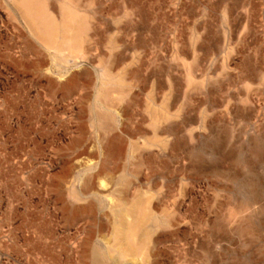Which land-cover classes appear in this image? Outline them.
<instances>
[{
    "label": "rangeland",
    "instance_id": "374dc122",
    "mask_svg": "<svg viewBox=\"0 0 264 264\" xmlns=\"http://www.w3.org/2000/svg\"><path fill=\"white\" fill-rule=\"evenodd\" d=\"M0 57V264H264V0H0Z\"/></svg>",
    "mask_w": 264,
    "mask_h": 264
},
{
    "label": "bare ground",
    "instance_id": "6f19581e",
    "mask_svg": "<svg viewBox=\"0 0 264 264\" xmlns=\"http://www.w3.org/2000/svg\"><path fill=\"white\" fill-rule=\"evenodd\" d=\"M28 1H29V0H28ZM31 1H32V3H33V0H31ZM34 1H35V0H34ZM35 3H36V2H35ZM37 3H38V2H37ZM30 4H31V3H30ZM75 4H76V3H75ZM41 5H42V4H41ZM34 6H36V5H34ZM26 8H27V7H26ZM38 9H39V8H37V10H38ZM23 10H24V9H23ZM24 11H25V10H24ZM24 11H23V12H24ZM28 11H30V15H29V16H30V17L32 16V17L30 18V22H29V23H30L32 26H35V23L38 22L37 20L40 19V17H39L38 19L35 20L34 17H33V15H35L34 12H33V15H32L31 10L28 9ZM33 11H34V10H33ZM37 12H38V11H37ZM37 12H36V13H37ZM39 12H40V11H39ZM47 12H48V11H47ZM25 13H26V11H25ZM142 13H143V12H142ZM27 14H28V13H27ZM41 14H42V13H41ZM36 16H38V15H36ZM36 16H35V17H36ZM46 17H47V16H46ZM47 18H48V17H47ZM28 19H29V18H28ZM68 19H69V18H68ZM73 19H74V18H73ZM73 19H72V20H73ZM84 19H85V18H84ZM27 21H28V20H27ZM46 21H47V20H46ZM49 21H50V20H49ZM49 21H48V22H49ZM59 21H60V20H59ZM70 21H71V20H70ZM73 21H74V20H73ZM85 21H87V20L85 19ZM13 22H14V21H13ZM43 22H44V21H43ZM41 23H42V22H41ZM41 23H40V24H41ZM62 23H63V22H62ZM9 24H10V23H9ZM56 24H57V23H56ZM83 24H84V23H83ZM49 25H50V24H49ZM68 26H69V25H68ZM44 27H46V26H44ZM56 27H57V26H56ZM63 27H64V26H63ZM63 27H62L61 29H63ZM74 27H75V26H74ZM79 27H80V25H79ZM83 27H85V26L83 25ZM42 28H43V27H42ZM42 28H41V29H42ZM46 28H48V27H46ZM59 28H60V27H59ZM81 28H82V27H81ZM14 29L16 30V27H14ZM14 29H13V30H14ZM21 29H22V28H21ZM30 29H31V28H30ZM49 29H50V30L52 29V30L49 31ZM49 29H48L47 31H45L46 29L43 28L42 30H44V32L41 33L42 35L38 32V34H39V38H38V39L40 40L41 37H42V40H43V41H42V40H41V41H42L44 44H46V43L48 44V42H49V44L52 43V40H51V39H52V37H51L52 34H54V36L56 37V35H55V30H53V27L50 26ZM83 29H84V28H83ZM15 30H14V31H15ZM42 30H41V31H42ZM80 30H81V29H80ZM14 31H13V33H15ZM58 31H60V29H59ZM81 31H82V30H81ZM35 32H36V31H35ZM60 32H61V31H60ZM78 32H79V31H78ZM86 32H87V31H86ZM84 33H85V32H84ZM91 33H92V32H91ZM17 35H18V34H17ZM22 35H23V34H22ZM36 35H37V34H36ZM77 35H78V33H77ZM40 36H41V37H40ZM67 36H69V34H68ZM67 36H66V37H67ZM78 36H79V35H78ZM18 37H19V36H18ZM57 37H58V36H57ZM62 37H63V40L66 38L65 36H62ZM62 37H60V38H62ZM86 37H87V36H86ZM2 38H3V37H2ZM53 39H54V38H53ZM58 39H59V38H58ZM77 39H78V38H77ZM5 40H6V39H5ZM59 40H60V39H59ZM59 40H58V41H59ZM56 41H57V40H56ZM64 41H65V40H64ZM69 41H70V40H69ZM74 41H75V40H74ZM5 42H6V41H5ZM16 42H17V41H16ZM65 42H66V41H65ZM65 42H64V43H65ZM72 42H73V41H72ZM72 42H71V41L69 42L70 50L72 49L71 47H74V45H75V44H73ZM18 43H19V42H18ZM21 43H22V42H21ZM24 43H25V42H24ZM49 44H48V46H49L48 48L51 47ZM32 45H33V44H32ZM54 45H55V44H54ZM54 45H52V46L54 47ZM63 45H64V44L62 43V46H63ZM17 46H18V45H17ZM60 46H61V45H60ZM79 46H80V45H79ZM53 47H52V48H53ZM75 47H76V46H75ZM55 48L57 49V51H58V49H59V50H60V49H63V50L66 49V48H64V47H63V48H59V47H57V46H56ZM55 48H54V49H55ZM85 49H86V48H85ZM6 51H7V50H6ZM10 51H11V50H10ZM21 51H22V50H21ZM61 51H62V50H61ZM90 52H91V51H90ZM14 54H15V53H14ZM8 56H9V55H8ZM43 56H44V55H43ZM43 56H42V57H43ZM0 58H1V57H0ZM20 58H21V57H20ZM11 61H12V60H11ZM19 61H20V60H19ZM38 61H39V60H38ZM62 61H63V60H62ZM14 62H17V60L14 59ZM17 63H19V62H17ZM17 63H16V64H17ZM37 63H38V62H37ZM37 63H36V64H37ZM26 64H28V63H26ZM30 64H31V63H30ZM40 64H41V63H40ZM9 65H10V64H9ZM17 65H18V64H17ZM26 66H27V65H26ZM36 66H37V65H36ZM41 66H42V64H41ZM41 66H40V68H41ZM87 70H88V69H87ZM23 71H24V70H23ZM50 72L53 74L52 71H50ZM88 73H89V72H88ZM72 74H73V73H72ZM74 74L76 75L75 72H74ZM77 75L79 76L80 74H77ZM85 75H87V74H85ZM105 75H106V74H105ZM30 76H31V75H30ZM36 77H38V76H36ZM69 77H70V76H69ZM85 77H86V76H85ZM85 77H84V78H85ZM108 77H109V76H108ZM66 78H67V77H66ZM36 79H38V78H35V80H36ZM79 79H80V78H79ZM85 79H86V78H85ZM17 80H18V79H17ZM33 80H34V79H33ZM49 80L51 81V79H49ZM61 80H64V79L61 77ZM65 80H66V79H65ZM75 80H76V77L73 76V79H72V78H71V79L69 78V79L66 80V82L69 81L71 84L74 85V84L77 83V82L75 83ZM85 81H86V80H85ZM26 82H27V81H26ZM55 82H56V80H55ZM66 82H65V83H66ZM80 82H81V81H80ZM78 83H79V82H78ZM61 84H63V83H61ZM53 85H54V84H53ZM57 85H58V84H57ZM67 85H69V83H68ZM54 87H55V86H54ZM63 87H64V86H63ZM63 87H62V89H64ZM78 87H79V86H78ZM66 88H67V87H66ZM55 89H56V88H55ZM58 89H60V88H58ZM119 89H120V88H119ZM124 90H125V89H124ZM51 91H52V90H51ZM119 91H120V90H119ZM70 92H71V91H70ZM65 93H66V92H65ZM68 93H69V92H68ZM54 94H55V93H54ZM82 96H83V95H82ZM66 97H67V96H66ZM84 97H85V96H84ZM107 98H108V97H107ZM105 99H106V98H105ZM75 100H76V99H75ZM42 101H43V100H42ZM76 101H77V100H76ZM79 101H80V99H79ZM114 101H115V100H114ZM74 102H75V101H74ZM102 102H103V101H102ZM107 102H108V101H107ZM82 103H83V102H82ZM108 103H109V102H108ZM78 105H79V104H78ZM126 105H127V104H126ZM47 109H48V108H47ZM50 110H51V109H50ZM38 113H39V112H38ZM59 115H60V114H59ZM96 115H97V114H96ZM111 115H112V114H111ZM111 115H110V116H111ZM122 115H123V114H122ZM132 115H133V114H132ZM127 116H128V115H127ZM50 117H51V116H50ZM101 117H102V116H101ZM122 121H123V120H122ZM51 122H52V121H51ZM61 122H62V121H61ZM73 122H75V121H73ZM125 122H126V121H125ZM102 123H103V122H102ZM49 124H50V123H49ZM58 125H59V124H58ZM109 125H110V124H109ZM42 126H43V125H42ZM103 126H104V125H103ZM106 126H107V125H106ZM72 127H73V126H72ZM75 127H76V126H75ZM124 128H125V127H124ZM104 129H105V128H104ZM117 130H118V129H117ZM119 130H120V129H119ZM133 130H134V129H133ZM171 130H172V129H171ZM126 131H127V130H126ZM54 132H55V131H54ZM110 135H111V134H110ZM113 136H114V135H113ZM120 137H122V136H120ZM128 137H130V136H128ZM105 138H106V137H105ZM112 138H113V137H112ZM99 139H100V138H99ZM111 140L113 141V139H111ZM52 141H53V140H52ZM112 141H111V142H112ZM54 142H55V141H54ZM104 142H105V141H104ZM113 142H114V141H113ZM118 142H119V141H118ZM88 143H89V142H88ZM121 145H122V144H121ZM110 146H111V145H110ZM27 147H28V146H27ZM119 147H120V146H119ZM3 148H4V147H3ZM37 148H38V147H37ZM74 148H75V147H74ZM114 148H115V147H114ZM171 148H172V147H171ZM86 149H87V148H86ZM107 150H109V149H107ZM107 150H106V151H107ZM106 151H105V152H106ZM107 153H109V152H107ZM59 154H60V153H59ZM110 154H111V153H110ZM83 155H84V153H83ZM93 155H94V154H93ZM102 155H103V154H102ZM107 155H108V154H106V156H107ZM117 155H118V154H117ZM103 156H104V155H103ZM106 156H105V157H106ZM76 157H77V156H76ZM118 157H119V156H118ZM110 158H111V157H110ZM106 159H107V157H106ZM106 159H105V160H106ZM52 160H53V159H52ZM105 160H104V161H105ZM132 160H133V159H132ZM197 160H198V159H197ZM106 161H107V160H106ZM89 162H90V161L88 160L87 163H89ZM130 163H131V162H130ZM105 164H106V163H105ZM107 165H108V164H107ZM27 166H28V165H27ZM69 166H70V165H69ZM102 166H103V165H102ZM102 166H101V167H102ZM101 167H100V168H101ZM100 168H99V170H100ZM105 170H106V169H105ZM108 170H110V169H108ZM36 171H37V170H36ZM106 171H107V170H106ZM110 171H111V170H110ZM30 172H31V171H30ZM98 172H99V171H98ZM102 172H103V171H102ZM107 172H108V171H107ZM35 173H36V172H35ZM5 174H6V173H5ZM37 174H38V173H37ZM94 175H95V174H94ZM119 176H120V175H119ZM120 177H121V176H120ZM95 178H96V177H95ZM90 181H91V180H90ZM119 181H120V180H119ZM87 183H88V182H87ZM84 184H85V183H84ZM92 184H94V183H92ZM88 185H89V184H88ZM90 186H91V185H90ZM251 186H252L253 197L255 196V198H256V197H257V193H256V191H255V189H254L255 186L253 187V184H252ZM88 187H89V186H88ZM85 188H86V187H85ZM90 188H91V187H90ZM92 188H93V187H92ZM110 188H111V187H110ZM75 190H76V189H75ZM92 190H94V189H92ZM94 191H95V190H94ZM109 191H110V190H109ZM88 192H89V191H88ZM42 193H43V192H42ZM91 194H92V192H91ZM89 195H90V193H89ZM86 196H88V195H86ZM28 198H29V197H28ZM112 199H113V198H112ZM90 201H91V200H90ZM40 203H41V202H40ZM62 203H63V202H62ZM86 203H87V202H86ZM92 203H93V202H92ZM92 203H90L89 205H91ZM83 204H84V202H83ZM128 204H129V203H128ZM150 204H151V203H150ZM64 205H65V204H64ZM94 205H95V204H94ZM130 205H131V204H130ZM141 205H142V204H141ZM114 206H115V205H114ZM132 206H133V205H132ZM90 207H91V206H90ZM146 207H148V206H146ZM71 208H72V207H70V210H71ZM94 208H95V207H94ZM126 209H127V208H126ZM146 209H147V208H146ZM75 210H78V211L81 210V211L83 212V210H90V208H89V206H87V205H80V204H79V206H77V207L75 208ZM128 210H130V209H128ZM113 211H114V210H113ZM130 211H132V210H130ZM75 213H76V212H75ZM80 213H81V212H80ZM87 213H89V212H87ZM90 213H91V212H90ZM129 213H130V212H129ZM126 214H127V213H126ZM126 214H125V215H126ZM76 215H77V214H76ZM114 215H115V214H114ZM73 218H74V217H73ZM131 218H132V217H131ZM117 219H118V218H117ZM144 220H145V219H144ZM153 222H154V221H153ZM117 223H118V222H117ZM134 223H135V222H134ZM150 223H151V222H150ZM125 224H126V223H125ZM136 224H137V223H136ZM152 224H153V223H152ZM133 225H134V224H133ZM153 226H154V225H153ZM132 227L134 228V226H129V228H131V230H132ZM43 229H45V228H43ZM115 229H116V228H115ZM127 229H128V228H127ZM127 229H126V230H127ZM79 230H80V229H79ZM118 230H121V229H118ZM140 230H141V229H140ZM121 231H122V230H121ZM74 232H75V231H74ZM137 232H138V231H137ZM137 232H136V233H137ZM124 233H126V232H124ZM75 235H76V234H75ZM124 236H125V235H124ZM118 241H119V239H118ZM126 243H127V242H126ZM79 244H80V243H79ZM123 244H124V243H123ZM29 245H30V244H29ZM110 245H111V244H110ZM46 246H47V245H46ZM46 246H45V247H46ZM132 246H133V245H132ZM38 247H39V246H38ZM126 247H127V246H126ZM33 248H34V247H33ZM130 248H131V247H130ZM130 248H128V249H130ZM138 249H139V248H138ZM141 250H142V249H141ZM45 252H46V251H45ZM109 252H110V251H109ZM109 254H110V253H109ZM39 255H40V254H39ZM58 259H59V258H58ZM95 259H96V258H95ZM56 260H57V259H56ZM120 261H121V260H120ZM123 261H124V260H123ZM97 262H98V261H97ZM121 262H122V261H121ZM47 263H48V262H47Z\"/></svg>",
    "mask_w": 264,
    "mask_h": 264
},
{
    "label": "crops",
    "instance_id": "0c3cea01",
    "mask_svg": "<svg viewBox=\"0 0 264 264\" xmlns=\"http://www.w3.org/2000/svg\"><path fill=\"white\" fill-rule=\"evenodd\" d=\"M76 73V75L73 73L69 78L71 79H73V76H75L76 77V80H75V83L76 84H71L69 81L67 82V84L69 83V85H67V88H66V93H68V94H73L75 91H77V89L79 88L78 86H80V81H82V79H84V77L85 76H87V75H89L86 71H84V70H82V71H80V72H75ZM77 74H80L79 76L77 75ZM85 74H87V75H85ZM68 78V79H69ZM80 78V79H79ZM79 82V83H78ZM64 88V87H63ZM71 91V92H70ZM107 113V112H106ZM105 116H107L109 119H110V117H112V115L110 116V114H106ZM106 124L105 125H107V126H109V124H110V122H109V120H107L106 122H105ZM121 135L120 134H117V133H115L114 134V136L112 135V136H110L109 137V141H108V144L106 145V148H105V151L107 150V149H109V150H107L106 151V153L104 152V154H105V156H106V154H108L106 157H107V159H106V157H105V159L107 160H105V161H103L102 162V164H100V166H106L107 164V166H110V160H109V157H112L113 156V153H114V151L116 150V148H114L115 147V144H116V141L115 140H121V138L122 137H120ZM113 137V138H112ZM111 139H113V141L111 140ZM112 141V142H111ZM121 142V141H120ZM111 145V146H110ZM84 151H86V150H84ZM107 152H109V153H107ZM111 153V154H110ZM94 154V155H93ZM92 154V156L93 157H96L97 156V154L96 153H93ZM106 163V164H105ZM81 205V204H80ZM77 206H79V205H76L72 210H75V208L77 207Z\"/></svg>",
    "mask_w": 264,
    "mask_h": 264
}]
</instances>
